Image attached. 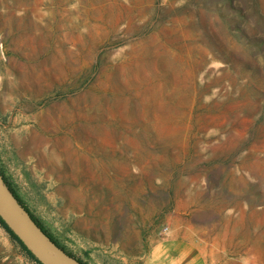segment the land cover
Wrapping results in <instances>:
<instances>
[{
    "label": "rangeland",
    "instance_id": "obj_1",
    "mask_svg": "<svg viewBox=\"0 0 264 264\" xmlns=\"http://www.w3.org/2000/svg\"><path fill=\"white\" fill-rule=\"evenodd\" d=\"M0 168L79 259L264 264V0H0Z\"/></svg>",
    "mask_w": 264,
    "mask_h": 264
},
{
    "label": "crops",
    "instance_id": "obj_2",
    "mask_svg": "<svg viewBox=\"0 0 264 264\" xmlns=\"http://www.w3.org/2000/svg\"><path fill=\"white\" fill-rule=\"evenodd\" d=\"M107 239V245L97 242L89 250L88 261L80 260L87 264H229L214 254L208 257L202 246L188 237L176 235L157 241L140 255L127 253L118 239Z\"/></svg>",
    "mask_w": 264,
    "mask_h": 264
},
{
    "label": "water",
    "instance_id": "obj_3",
    "mask_svg": "<svg viewBox=\"0 0 264 264\" xmlns=\"http://www.w3.org/2000/svg\"><path fill=\"white\" fill-rule=\"evenodd\" d=\"M0 218L41 264H85L59 247L34 222L1 174Z\"/></svg>",
    "mask_w": 264,
    "mask_h": 264
},
{
    "label": "trees",
    "instance_id": "obj_4",
    "mask_svg": "<svg viewBox=\"0 0 264 264\" xmlns=\"http://www.w3.org/2000/svg\"><path fill=\"white\" fill-rule=\"evenodd\" d=\"M0 174L2 175L4 181L6 182V184L8 185L9 189L12 191L13 195L17 198L18 202L22 205V207L29 213V215L31 216V218L34 220V222L51 238V240L53 242H55L59 247L63 248L68 254H70L71 256H74L72 253L68 252L63 246H61L56 239L48 232V230L45 228V226L42 224L41 220L38 219L33 213L32 211L29 209V207L27 206V204L22 200V198L19 196V194L15 191V189L13 188L12 184L8 181V179L6 178V176L4 175L2 169L0 168ZM0 226L5 230V232L8 234L10 240L12 242L17 243L21 250L23 251V253L29 257L30 259H32L36 264H41L32 254L31 252L24 246V244L18 239V237L6 226V224L1 220L0 218ZM75 257V256H74ZM77 258V257H76ZM78 259V258H77ZM80 260V259H78ZM82 261V260H80ZM83 262V261H82ZM85 263V262H84ZM87 264V263H85Z\"/></svg>",
    "mask_w": 264,
    "mask_h": 264
}]
</instances>
